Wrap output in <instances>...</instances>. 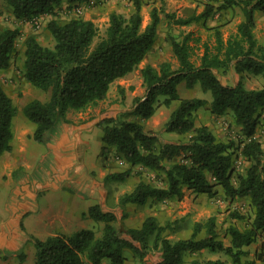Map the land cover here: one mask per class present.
<instances>
[{"label":"trees","instance_id":"1","mask_svg":"<svg viewBox=\"0 0 264 264\" xmlns=\"http://www.w3.org/2000/svg\"><path fill=\"white\" fill-rule=\"evenodd\" d=\"M17 21H32L50 16L46 29L53 38V47L41 45L34 35L25 38L21 51L16 49L18 29H0V71H7L17 55L21 57L24 81L32 88L48 93L45 101L33 99L21 109L26 120L33 124L32 139L47 144L62 124L69 123L70 112H80L104 100L110 85L135 71L152 49L161 21L162 7H153L150 21L142 29L141 0H131L133 12L124 17L115 12L109 15L104 35L93 45L97 28L90 20L71 19L59 22L57 10L63 4L72 5L83 0H3ZM164 1V0H161ZM219 3L216 10L238 7L242 21L236 34L223 40L215 31L212 48L204 45L200 63L190 60L187 37L179 42L171 40V52L177 68L162 62L157 68L145 65L140 74L146 89L142 98H134L131 113L138 121L122 116L104 119L100 155L114 150L117 158L130 168L140 166L156 174H163L164 187L143 182L118 199L123 212L128 205L143 206L149 200L164 201L182 195L185 187L199 195L212 196L220 187L231 201L246 199L253 211V219L244 230L229 227L231 244L225 246L216 231V220L209 217L204 223H194L189 238L174 242L164 235L167 227L158 224L154 216L146 217L140 226L126 228L121 235L113 225L117 220L113 212L103 211L96 204L85 217L104 224L100 237L92 230L82 229L70 235L56 234L44 240L28 237L35 249L34 264H126L125 252L142 262L151 252H158L157 264H223L220 260H199L202 251L224 253L233 264H243L244 250L254 244L264 231V151L254 139L264 109V88L248 90L241 82L224 85L218 73L232 70L236 74L251 73L264 79V44L254 37L255 13L264 11V0H212ZM213 5L204 12L187 19L175 18V25L189 26L207 20ZM166 17H168L166 15ZM20 52V53H19ZM186 89L199 84L202 92L212 96L210 112L215 116L231 113L234 123L241 127L246 142L241 155L250 162L244 175L232 183V144L218 140L206 126L195 125V113L207 105L199 98L182 99L177 85ZM122 99L123 90L120 91ZM163 97V101H159ZM178 102L163 126V132L179 136L189 135L186 141H164L159 134L145 131L143 121L150 119L159 106L169 108ZM16 108L10 96L0 86V157L12 150L14 138L13 118ZM125 116V117H126ZM107 158V157H102ZM181 158V162L176 159ZM128 171L107 174L104 184L121 183ZM9 254V253H7ZM189 257V260H186ZM18 264H24L23 251L15 253ZM86 260H85V259ZM264 264V249L257 256ZM141 264V263H140Z\"/></svg>","mask_w":264,"mask_h":264},{"label":"rangeland","instance_id":"2","mask_svg":"<svg viewBox=\"0 0 264 264\" xmlns=\"http://www.w3.org/2000/svg\"><path fill=\"white\" fill-rule=\"evenodd\" d=\"M141 1L142 29L150 21L149 13L151 9L153 7H162V12L159 13L161 21L157 29V40L160 43L159 50H162V53H164V62H169L172 68H176L177 61L174 56L170 54L171 50H168V48H171V40L175 39L181 42L184 37H187V44L190 46L191 53L190 60L198 66L203 53L204 45L212 48L215 44V31L218 30L222 39L225 41L228 38L235 36L237 25L243 19L241 10L238 7L219 11L216 10L219 3H214L212 0ZM0 2L4 3L3 0H0ZM63 5L57 10L56 19L62 23L71 19L92 21L97 28V37L94 39L93 45L104 35L108 26L109 15L111 13L115 12L127 18L134 10L131 0H83L80 3H75L71 6ZM207 5H213L214 7L213 13L207 20L192 23L189 26L175 25V18L187 19L193 15H199L204 12ZM9 14L10 12H8L7 7L5 5H0V29H18L19 36L16 40V49L18 51H21L23 48L25 35L31 34L39 38V41L43 46L53 47V38L51 41V36L47 34L45 29V25L48 22L46 18H43V20L39 23V27H36L31 21H17ZM166 15L168 17H166ZM239 17H241V21L238 19ZM231 21H233V23H231ZM253 34L259 44H264V11L255 13V28L253 30ZM172 60H175V63H173ZM160 63L162 62H156V68ZM138 69L139 68L136 70ZM9 71L10 74L0 71V86H2L4 91L10 96L16 108V115L13 118V133L15 132V126L18 127V132H22V128L19 127L21 126V122L24 121L23 119H25L21 112L22 106L33 99H40L41 101L47 100L49 95L46 94L43 96L44 94H41L40 91L34 88H31V86L23 81L21 76L22 71L20 55H17ZM218 78L225 85H235L238 82H241L248 90H259L264 88V79L261 76H255L251 73L238 75L230 70L227 73L219 72ZM136 79H138V73L133 71L129 80L135 82ZM122 85V80H119V84L113 83L110 85V100L113 101L114 95L119 99H122V95L120 93V87H122ZM185 92L189 98H199L207 101V105L200 108L195 113V125L206 126L218 140L225 143H231L233 145L232 183L236 186L237 177L244 175L246 169L250 166V162L247 161L240 153L243 143L246 142L241 127L234 123L231 113L222 116H215L211 114L210 103L212 101V96L209 92H202L199 84H196L191 90L181 91V94H184ZM159 101H163V97H159ZM177 105L178 102L173 103L174 108L177 107ZM161 108L162 106H159L153 117L142 122L144 124L145 131L151 134H159L160 139L164 141H186L189 135L179 136L174 133L163 132V126L169 116L164 117L161 115ZM170 111L172 110L170 109ZM105 126L106 124L103 123L96 128L82 132L81 137H79V147H76L78 157H110L113 158V165L110 166L111 170H118L120 172L128 171L127 178L123 182L118 183L119 186L116 189V192L118 193L131 191L140 181L152 186L164 187L165 180L163 174H156L140 166H135L133 168H129L128 165L122 166V161L117 158L114 150H111L107 155H100V138L103 135V129ZM28 127L29 130L33 132L34 126L29 124ZM24 133L25 129L23 131V134ZM27 139H29V137ZM254 139L260 143L261 149L264 151V109L260 112L259 125L255 131ZM47 144L36 143L31 137L27 143L25 152L22 154L24 156H30L31 152L35 150L36 153L40 154L37 156L45 157L46 160V158H49L50 156L53 157V155H50V149ZM176 161L181 162L182 159L177 158ZM72 164L73 166L70 169L62 172L57 171L61 166L58 167L53 161L51 169H54L55 167L56 169L47 172L46 177L42 181L37 179L38 181L33 183L34 189L44 190L46 192L45 185L50 182L55 184L58 182V186H61L62 181H67L65 183H69L71 176L74 175L75 169H78L77 173L80 172L81 175H83V179L87 180L88 175H90V171L88 172L89 167L83 166L80 159L77 161L73 160ZM36 185L38 186L36 187ZM43 186L44 188H42ZM214 191L215 194L212 196L199 195L183 187L182 195L180 197L164 201L149 200L148 203L143 206L128 205L126 207H129L130 210L126 211L125 207L121 214L118 213V218L113 225L120 231L121 235L124 236L125 234L123 231L126 228L138 227L146 217L154 216L159 225L167 227L164 231V235L168 238V240L174 242L179 239L189 238L194 223H204L209 217H214L216 220V231L218 232L219 239L225 246H228L231 244V239L226 233L227 229L233 226L241 231L244 230L253 219V211L248 200L236 199L231 201L224 195L220 187H216ZM54 192H57L58 195H60L57 196V202H59V204L64 202V200H60L59 197L64 198L70 194L74 195L73 191L68 189H59ZM2 198L3 197H0V216L2 219H5L8 217V214H10V210L6 207L13 205L12 199L14 198L15 202L17 201V198L15 199L13 191L10 192L4 200ZM86 202L87 200L82 201V204L86 205ZM91 202V204L94 205V202ZM85 221L86 220L82 221L83 227L80 229L77 228L76 230H92L96 237H100L104 224L96 222L92 219H89L88 222ZM32 233L33 232H31V234ZM40 234H43L42 231L37 229L35 238L39 240L47 238L40 237ZM263 249L264 231L260 233V236L254 244L244 248L247 255L241 258V262L243 264H262L257 259V256L263 251ZM33 254H35V249L33 250ZM125 257L127 258L126 264H157L159 253L151 252L142 262H140L137 257H132L128 252H125ZM196 258L202 261L218 259L222 261L223 264H233L224 253L202 251L196 256ZM189 259V257H186V260ZM14 261L17 262V259L12 260L10 256L4 253V251L0 252V264H15ZM86 263L89 264L87 260ZM24 264H34V261L27 259ZM102 264L108 263L104 261Z\"/></svg>","mask_w":264,"mask_h":264},{"label":"crops","instance_id":"3","mask_svg":"<svg viewBox=\"0 0 264 264\" xmlns=\"http://www.w3.org/2000/svg\"><path fill=\"white\" fill-rule=\"evenodd\" d=\"M0 5H5V3L0 2ZM7 10L10 12L9 15L13 18L10 9L7 8ZM43 18H46L48 21L51 20L50 16H43L37 19L38 22L40 23ZM238 19L241 21V17ZM231 23H233V21H231ZM46 32L49 34L47 29ZM27 36L29 35H25L24 38ZM36 39L40 43L39 38L36 37ZM159 48L160 43L156 38L152 49L149 51L144 61L138 66L139 69L135 70L138 73V79H136L135 82L129 80L133 72L114 82L115 84H119V80H122L123 85L120 89L124 92L123 99H119L114 95L113 101L110 100L109 88L106 98L96 105L89 106L80 112L68 113L67 119L69 123L62 124L57 128L50 142L47 144L50 149V155H53V157L50 156L45 160V157L37 156L40 154L36 153L35 150L31 152L30 156H24L22 153L25 152L27 143L33 135V132L30 131L28 127L31 123H28L24 117V121H22L21 126H19L23 131L25 129L24 134L22 130V132H18V127H14V138L11 142L12 150L4 153L0 157V197H3L2 199L4 200V198L13 191L17 201L14 202L13 198V205L6 207L10 210V214H8L7 218L2 219L0 216V252L4 251L12 260H15V253L23 251L26 256L25 261L27 259L34 261V247L32 243L28 242V237H35L37 229H40L43 233L42 235L40 234V237L45 238L59 233L70 235L77 232V228L80 229L83 227L82 221L86 220L85 222H88L89 220L84 214L93 206L91 201L94 202V205L98 204L103 211L113 212L117 218V214L122 213L117 206L118 199L123 194L130 191L118 193L116 192L119 186L118 183H109L107 185L103 183V179L107 174L120 172L110 169V166L113 165V158L78 157L76 147H79V137H81L82 132L100 126L103 124L104 119L116 118L123 115V119L126 118L127 120L138 121L135 115H126L132 112L134 98H142L145 95L146 89L143 85L140 70L147 64L156 68L157 61H165L164 53H162V50H159ZM168 50L170 51L171 48H168ZM170 54H172V52ZM172 61L175 63V60ZM9 69L2 72L10 74ZM184 90L191 89H186L183 82L179 83L177 85V92L180 98L190 99L189 96L186 95V92L181 94V91ZM41 94L45 96L48 93L41 92ZM173 103L169 107L171 110L174 109ZM163 107L164 106H162V108ZM162 108L160 114L164 117L169 116L171 113L170 109L166 107ZM28 137L29 139H27ZM79 159L82 161L83 166L89 167L88 172L90 171V175L87 174V180H84L82 177L83 175H81L80 172L77 173L78 169H75L74 175L71 176L69 183H65L67 181H62L61 186H58V182L56 184L50 182L45 185L46 192L44 190L34 189L33 183H36L35 181H42L46 177L47 172L56 169V167L51 169L53 161L58 167H62H59L57 171L65 172L73 166V160L77 161ZM125 165L127 164L122 161V166ZM37 186L38 185H36V187ZM42 188H44V186ZM59 189H68L73 191L74 195H65L66 197L64 198L59 197L60 200H64L63 203L59 204V202H57V196L60 195L54 192ZM86 200V205H83L82 201ZM128 208L126 207V211L130 210V208ZM31 232L33 233L31 234ZM14 263L18 264L15 261Z\"/></svg>","mask_w":264,"mask_h":264},{"label":"built area","instance_id":"4","mask_svg":"<svg viewBox=\"0 0 264 264\" xmlns=\"http://www.w3.org/2000/svg\"><path fill=\"white\" fill-rule=\"evenodd\" d=\"M32 24H34L36 27H39V22L37 19H33L32 21Z\"/></svg>","mask_w":264,"mask_h":264}]
</instances>
